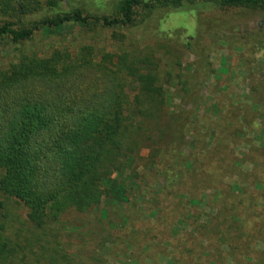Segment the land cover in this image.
<instances>
[{"label": "rangeland", "instance_id": "obj_1", "mask_svg": "<svg viewBox=\"0 0 264 264\" xmlns=\"http://www.w3.org/2000/svg\"><path fill=\"white\" fill-rule=\"evenodd\" d=\"M15 2L29 3L33 11L21 15V22L51 15L42 9L46 0ZM61 2L62 10H68L70 2L91 15L112 16L117 9V0ZM11 13L12 9L3 13L0 6V23L11 19ZM50 34L40 30L19 47L43 55L55 46H67L74 53L81 45L83 52L91 50L86 58L107 78L105 68L119 74L118 68L130 64L137 73L130 97L138 93L143 98L141 91L150 87L161 93L155 130L163 133L157 145H129L126 165L108 168L102 182V188H108L115 181V188L109 187V196L94 208L68 211L39 229L28 220L22 203H11L6 222L11 244L37 243L33 248L41 253L45 245L52 257V250L65 253L61 264H264V217L258 215L264 214V189L259 184L264 182V10L197 0L177 8L157 7L149 15L140 7L128 27L67 25L61 33ZM2 47L0 69L15 57L12 45ZM123 57L127 63L120 60ZM129 86L126 82V90ZM189 87L199 93L196 104L185 95ZM158 145L161 153L155 157ZM196 152L206 160L204 168H220L216 177L225 184L223 200L234 192L236 202L243 201L245 224L252 228L247 231L254 239L244 255L222 244L221 238L233 234L241 219L234 209L226 210L224 202L219 207L211 202L208 195L214 189L176 194L180 201L170 216L168 196L155 195L161 192L164 173L157 172L152 161L164 169L188 168L181 158ZM243 172L246 180L252 172L254 180L238 187ZM177 186L171 178L166 181L170 198ZM120 187L122 193L117 191ZM251 203L254 207L248 206ZM137 219L138 229H129ZM119 231L125 235L111 242ZM133 231L142 235L135 238ZM128 239L132 243L126 244ZM48 257L42 263L58 264Z\"/></svg>", "mask_w": 264, "mask_h": 264}, {"label": "trees", "instance_id": "obj_2", "mask_svg": "<svg viewBox=\"0 0 264 264\" xmlns=\"http://www.w3.org/2000/svg\"><path fill=\"white\" fill-rule=\"evenodd\" d=\"M61 1L46 0L42 9H47L51 15L44 14L29 22L20 19L21 15L33 12L29 3L0 1L3 13L12 9V18L0 23V46L12 45L15 56L0 69V264H44L42 259L46 254L50 263L55 260L61 264L60 260L66 258L65 253L59 254L57 250H52L56 254L52 257L51 248L40 243L43 253L33 248L37 243L11 244L6 223L11 203H22L27 209L28 220L39 229L47 221H57L68 211L84 212L94 208L103 197L109 196V187L115 188V181H110L108 188H102V182L107 179L108 168L121 169L126 165L131 157L129 145L133 148L147 146L149 142L157 145L163 133L155 130L159 121L157 111L163 103L159 97L161 93L150 87L141 91L145 93L143 98L138 93L130 97L137 75L130 64L118 68L119 74L105 68L107 78L98 64L86 58L91 56V50L83 52L81 45L75 46L74 53L67 46H55L43 55L19 46L31 41L40 30L49 35L61 33L67 25L128 27L140 7L149 15L157 7L177 8L197 0H117V9L112 16L85 14L70 2H67L69 9L62 10ZM201 1L264 10V0ZM120 60L127 63L126 57ZM126 82L131 85L128 90ZM184 91L190 101L199 102V93L193 88H184ZM134 132L136 135L131 138ZM156 148L155 157L161 153L160 146ZM198 155L196 152L182 157L188 168L180 166L174 170L160 168L156 159L152 161L155 163L153 168L164 173L161 192L155 195L168 196L170 216L180 201L176 194L182 196L189 189L196 194L214 189L215 193L208 195L211 202L217 207L224 202L226 210L234 209L241 219L239 224H234L233 234L221 238L222 244H227L235 254L244 255L254 239L247 231L252 228L245 224L248 219L242 211L243 201L236 202L234 192H229L230 197L223 200L225 184L216 177L220 168H204L206 160L202 161ZM193 165L198 168H192ZM247 174L250 176L247 180L243 177L244 172L239 174L238 187L241 182L254 180L252 172ZM169 178L179 185L172 198L165 190ZM259 184L264 189V182ZM122 188L117 190L118 193H122ZM114 197L120 196L115 194ZM248 206L254 207L253 203ZM258 215L263 219L264 214ZM138 222L137 219L129 229L134 225L137 230ZM116 233L111 242L117 243L125 235L120 231ZM132 233L135 238L142 235L141 232ZM125 242L129 244L132 240Z\"/></svg>", "mask_w": 264, "mask_h": 264}]
</instances>
